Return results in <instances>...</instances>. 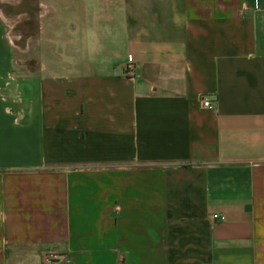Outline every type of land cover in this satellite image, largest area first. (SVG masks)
I'll return each mask as SVG.
<instances>
[{"label":"crops","instance_id":"0c3cea01","mask_svg":"<svg viewBox=\"0 0 264 264\" xmlns=\"http://www.w3.org/2000/svg\"><path fill=\"white\" fill-rule=\"evenodd\" d=\"M40 7L32 64L0 10V264H264V0Z\"/></svg>","mask_w":264,"mask_h":264},{"label":"rangeland","instance_id":"374dc122","mask_svg":"<svg viewBox=\"0 0 264 264\" xmlns=\"http://www.w3.org/2000/svg\"><path fill=\"white\" fill-rule=\"evenodd\" d=\"M0 10L6 17L15 58L23 64H32L34 42L31 41L37 35L39 16L45 11L40 7V0H0Z\"/></svg>","mask_w":264,"mask_h":264},{"label":"built area","instance_id":"2783aa9c","mask_svg":"<svg viewBox=\"0 0 264 264\" xmlns=\"http://www.w3.org/2000/svg\"><path fill=\"white\" fill-rule=\"evenodd\" d=\"M128 71H129V74H131L133 72V66H132L131 62L129 64V66H128ZM201 105H202L203 108L211 109V104L206 99H201ZM212 218H213V220H216L217 219V215H213ZM42 264H56L55 255L49 254V253L43 255Z\"/></svg>","mask_w":264,"mask_h":264}]
</instances>
